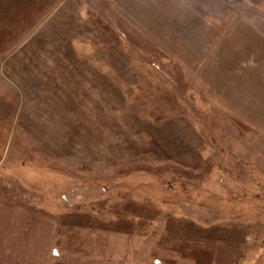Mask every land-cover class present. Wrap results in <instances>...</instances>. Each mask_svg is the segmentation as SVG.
Instances as JSON below:
<instances>
[{"label":"rangeland","instance_id":"1","mask_svg":"<svg viewBox=\"0 0 264 264\" xmlns=\"http://www.w3.org/2000/svg\"><path fill=\"white\" fill-rule=\"evenodd\" d=\"M184 1L264 23V0ZM107 4L0 0V264H264L256 131Z\"/></svg>","mask_w":264,"mask_h":264},{"label":"crops","instance_id":"2","mask_svg":"<svg viewBox=\"0 0 264 264\" xmlns=\"http://www.w3.org/2000/svg\"><path fill=\"white\" fill-rule=\"evenodd\" d=\"M104 1L114 24L195 72L212 107L255 130L264 150L263 22L240 16L213 26L184 0Z\"/></svg>","mask_w":264,"mask_h":264},{"label":"water","instance_id":"3","mask_svg":"<svg viewBox=\"0 0 264 264\" xmlns=\"http://www.w3.org/2000/svg\"><path fill=\"white\" fill-rule=\"evenodd\" d=\"M52 255L57 256V251L56 250H53ZM153 264H162V262L159 261V260H154L153 261Z\"/></svg>","mask_w":264,"mask_h":264}]
</instances>
